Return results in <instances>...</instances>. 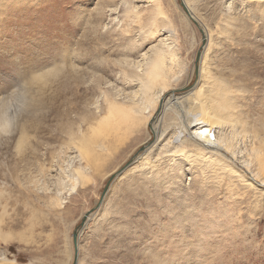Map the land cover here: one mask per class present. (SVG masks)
<instances>
[{"label": "rangeland", "instance_id": "1", "mask_svg": "<svg viewBox=\"0 0 264 264\" xmlns=\"http://www.w3.org/2000/svg\"><path fill=\"white\" fill-rule=\"evenodd\" d=\"M185 1L0 0V264H264V0Z\"/></svg>", "mask_w": 264, "mask_h": 264}, {"label": "bare ground", "instance_id": "2", "mask_svg": "<svg viewBox=\"0 0 264 264\" xmlns=\"http://www.w3.org/2000/svg\"><path fill=\"white\" fill-rule=\"evenodd\" d=\"M183 5H184V8L186 10V13L189 15V17L191 19H194L195 20L196 18L194 17V14H193L192 10L189 8V6L187 5V3H186L185 0H184V4ZM158 35L164 37L163 39H160V40H166L167 41L169 39H172L171 38L172 37L171 30H168L166 27L160 28L159 31H158ZM174 100H175V102H178L176 99H174ZM174 100H172L170 102H172L174 104ZM168 103H169V101H167L166 104H168ZM170 104H168V106ZM165 107H166V105L163 106V110L164 111H165V109H164ZM170 107H171V105H170ZM163 110H162V105H161V110L158 112V114L156 116V119L163 113ZM188 116H189L188 119H190V121L188 122V124L186 126V129L187 130H190L191 128H193V127H195V126H197V125H199L201 123V122L196 121V120L193 121L191 119L190 115H188ZM160 118H161V116H160ZM3 125H5V122H2V126ZM156 125L158 126V129L156 128L155 125H153V128H152L153 131H154V133L158 134V133H161L162 132V134H163L164 131H165V129L167 128V124L165 123V121L162 120L160 123L157 122ZM177 125H178V123H176V124L173 123V124H170L168 126L169 129L172 128L174 131H176V133H175V140L177 138H183L184 132H185V131H183L181 129V127L179 125L178 126ZM200 127L203 128L206 131L209 130V126L208 125L202 124ZM162 134H159V137L157 136L156 140L153 143V147L159 142V139L161 138V136H163ZM191 135H192L191 136L192 138L191 137L189 138L190 139L189 140V143H188L189 146L192 145V146H194V148H196L198 150H202V151L206 152L207 154L208 153L218 154V153L221 152V150H223L221 144H219V143H221V142H219L220 139L219 138H217V139L214 138L213 136H211V134H207V133L200 134L197 130L193 129Z\"/></svg>", "mask_w": 264, "mask_h": 264}, {"label": "water", "instance_id": "3", "mask_svg": "<svg viewBox=\"0 0 264 264\" xmlns=\"http://www.w3.org/2000/svg\"><path fill=\"white\" fill-rule=\"evenodd\" d=\"M182 6H183V8H184L183 3H182ZM184 10H185V9H184ZM185 12H186V10H185ZM200 55H201V54H200ZM199 58H200V56H198L197 61L199 60ZM130 165H131V163L126 164V165L122 168V170H120L119 173H121L123 170H125V169H126L128 166H130ZM113 177H115V175H114ZM113 177H112V178H113ZM107 187H108V186H107ZM107 187L105 188L103 194L107 191ZM90 213H91V212H88L87 214L84 215V217H83V219H82V222H81V226H82V227H84V226L86 225V223H87V221H88V219H89V215H90ZM77 239H78V235H77V233H74V235H73V244H74V250H75V252H74V263H73V264H76V263H77Z\"/></svg>", "mask_w": 264, "mask_h": 264}, {"label": "clouds", "instance_id": "4", "mask_svg": "<svg viewBox=\"0 0 264 264\" xmlns=\"http://www.w3.org/2000/svg\"><path fill=\"white\" fill-rule=\"evenodd\" d=\"M9 131L11 130V124L9 123ZM3 131V127H0V132H2Z\"/></svg>", "mask_w": 264, "mask_h": 264}, {"label": "built area", "instance_id": "5", "mask_svg": "<svg viewBox=\"0 0 264 264\" xmlns=\"http://www.w3.org/2000/svg\"><path fill=\"white\" fill-rule=\"evenodd\" d=\"M210 132V131H209Z\"/></svg>", "mask_w": 264, "mask_h": 264}]
</instances>
